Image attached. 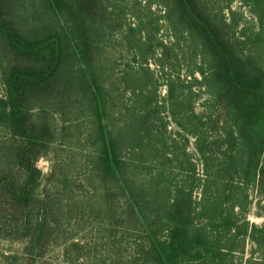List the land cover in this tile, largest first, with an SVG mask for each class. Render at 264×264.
<instances>
[{
	"label": "trees",
	"instance_id": "obj_1",
	"mask_svg": "<svg viewBox=\"0 0 264 264\" xmlns=\"http://www.w3.org/2000/svg\"><path fill=\"white\" fill-rule=\"evenodd\" d=\"M166 1L208 54L203 57L208 66L203 79L221 108L219 115L200 116L182 103L171 109L180 129L192 132L185 136L195 139V149L209 169L212 195L203 199L200 209L188 183L171 187L156 178L138 183L132 164L134 159L142 161L144 140L154 134L144 132L156 113L137 100L136 107L113 114L116 86L105 83L100 60L98 0H0V129L14 140L10 157L21 173V179L8 173L0 177V230L10 240L21 237L26 242L31 264H50L45 246L59 226L47 199L36 197L43 178L36 163L57 140L50 113L74 116L87 125L85 144L92 155L83 166L96 178L91 184L105 186L102 192L107 189L121 203L123 222L138 237L130 264H218L224 247L233 250L232 242L224 245L217 239L221 232L211 228L236 225L232 218L241 216L246 206L247 187L253 185L264 200V35L241 41L235 24L222 27L200 0ZM244 1L257 17L260 36L264 0ZM116 116L122 126L113 123ZM204 120L216 134L211 140ZM154 137L161 144L156 154H163L168 145ZM187 169L196 175L194 165L189 163ZM237 190H245V200L237 201ZM200 217L206 219L203 225H197ZM244 225L248 238L264 239V226L249 225L247 219ZM13 259L17 264L19 257Z\"/></svg>",
	"mask_w": 264,
	"mask_h": 264
},
{
	"label": "rangeland",
	"instance_id": "obj_2",
	"mask_svg": "<svg viewBox=\"0 0 264 264\" xmlns=\"http://www.w3.org/2000/svg\"><path fill=\"white\" fill-rule=\"evenodd\" d=\"M200 2L222 27L224 23H234L236 36L241 41L251 42L264 35L263 32L257 36L259 22L244 0ZM168 4L166 0H98L100 60L105 68V83L116 86L118 106L114 112L115 107L112 108L113 114L118 115L125 107H136L137 100L146 102L156 116L144 133H154L163 138L161 143L168 145L163 154L161 150L156 154L157 148H161L158 138L146 137L151 145L144 140L143 162L134 159L132 164L139 174L138 183L144 184L151 178L161 179L171 187L188 183L200 209L203 199L212 195L209 169L203 166L202 157L195 149V139L185 136L192 132L180 129L171 109L175 103H182L200 116L206 112L219 115L221 108L203 79V72L208 73L203 45L195 35H189ZM2 94L0 88V98ZM174 109L179 110L177 106ZM116 117L113 123L122 126L123 121ZM48 121L56 130L57 140L45 148L44 157L36 163L43 175L36 197L47 199L52 218L59 226L45 246L47 261L50 264H130L132 247L138 237L123 222L126 218L121 203L109 196L107 189L106 193L102 192L105 186L101 189L97 181L91 184L89 180L96 178L83 166L92 155V148L85 144L87 125L63 114L50 113ZM207 121L203 122L206 138L211 140L216 134ZM13 143L8 133L0 129V177L8 173L21 179L10 157ZM189 163L194 165L196 175L188 171ZM236 183L240 184V180ZM246 189L248 200L244 198L245 190L236 191L237 201H246L241 216L232 218L238 226L211 228L221 232L217 239L224 245L232 242L233 250L224 247L218 264H264V243H260L264 239L248 238L244 233L249 229L243 231L246 219L249 225L264 226V200L253 185ZM222 205L226 207V202ZM204 223L206 219L198 218L197 225ZM239 226L241 230L236 228ZM7 235L0 230V264H15V256L19 257L17 264H31L33 258L26 254V242L21 237L10 240Z\"/></svg>",
	"mask_w": 264,
	"mask_h": 264
}]
</instances>
